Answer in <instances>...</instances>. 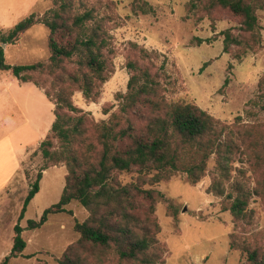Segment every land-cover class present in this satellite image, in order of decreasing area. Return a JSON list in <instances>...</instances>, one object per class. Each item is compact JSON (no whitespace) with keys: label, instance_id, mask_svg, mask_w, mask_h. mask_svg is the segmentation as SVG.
Listing matches in <instances>:
<instances>
[{"label":"trees","instance_id":"obj_1","mask_svg":"<svg viewBox=\"0 0 264 264\" xmlns=\"http://www.w3.org/2000/svg\"><path fill=\"white\" fill-rule=\"evenodd\" d=\"M197 1L209 10L220 7L239 17L241 31L250 36L254 48L260 46L257 11L264 10V0ZM134 2L135 9L151 11L146 2ZM109 21L84 0H53L44 15L33 13L7 33H0V70L42 89L54 106L51 130L39 145L44 164L25 198L20 220L40 191L43 172L63 164L67 175L59 202L39 220L28 221V229L41 228L51 215L69 212L66 207L72 202L89 212L85 221L75 222L79 238L66 248L58 264H104L109 256L118 264H165L166 248L158 239L161 227L155 216L161 193L137 184H115L114 176L137 172L142 178L152 175L149 181L160 183L182 173L196 185L207 176L214 156L216 168L209 192L224 196V210L236 219H246L255 192L236 175L244 174L237 164L244 163L239 160L244 156L259 160L260 144L256 132L239 127L240 117L226 123L194 103L168 100V87L175 81L167 80L165 65L157 66L160 54L134 43L137 57L127 61L130 79L127 92L117 94L118 110L109 120L91 119L74 104L73 97L81 92L86 101L97 102L112 74ZM38 24L49 30V58L26 65L8 63L3 45L14 44ZM221 34L224 52L233 46L244 47L231 29ZM23 231L18 223L12 250L1 264H11L23 255L27 247ZM231 247L237 248L234 235ZM242 251L250 264H264L258 249L245 245Z\"/></svg>","mask_w":264,"mask_h":264},{"label":"rangeland","instance_id":"obj_2","mask_svg":"<svg viewBox=\"0 0 264 264\" xmlns=\"http://www.w3.org/2000/svg\"><path fill=\"white\" fill-rule=\"evenodd\" d=\"M84 2L95 6L100 16L111 18L107 26L114 50L112 74L102 86L99 100L88 102L81 92L73 97L74 104L89 113L91 119L109 120L118 110L117 94L127 92L130 79L127 61L137 57L134 43L160 54L157 66L165 65L167 80L175 81L168 87V100L194 103L226 123L240 117L239 127L256 132L260 144V159L239 158L244 163L237 166L244 169V174L234 173L255 192L246 219H236L224 210L225 197L209 192L216 168L214 156L209 160L207 176L196 185L182 173L160 183L149 181L152 175L142 178L137 172L114 176L115 184H137L161 193L155 216L161 227L158 239L166 248L165 264H250L242 251L245 245L264 255V10L257 11L261 43L254 48L250 36L241 31L239 17L220 7L209 10L197 0H141L151 8L147 14L135 9L134 0ZM52 7L53 0H0V33H7L33 13L42 16ZM229 29L243 40L244 47L233 46L226 53L221 33ZM48 38V28L35 25L14 44L4 47L6 61L13 65L46 61L50 56ZM16 103L26 108L24 112L31 116L38 138L26 149L29 155L25 160V149L19 150V170L12 184L0 194V264L12 250L18 223L24 228L27 247L11 264H58L66 248L79 238L75 222L85 221L89 212L72 202L66 207L69 212L51 215L41 228L28 229L29 220H39L47 208L60 200L67 175L66 166L60 164L43 172L40 191L20 220L25 198L44 164L39 145L55 117L54 106L42 89L21 83L0 70V139L4 130L24 120ZM9 147L5 141L0 150L7 151ZM4 157L2 152L0 161ZM6 161L12 162L9 154ZM233 235L237 244L234 249ZM104 264L118 261L109 256Z\"/></svg>","mask_w":264,"mask_h":264},{"label":"crops","instance_id":"obj_3","mask_svg":"<svg viewBox=\"0 0 264 264\" xmlns=\"http://www.w3.org/2000/svg\"><path fill=\"white\" fill-rule=\"evenodd\" d=\"M16 104L20 113H22L24 120L17 127L12 128L11 130L8 128L4 130L3 136L0 139V145L5 141H8L10 146L9 150H7L10 153H7V151H5L4 149L0 150V155L2 152L5 155V157L1 158L0 161V194L4 193L6 188H8L12 184L14 175L19 170L18 167L20 163H22V160L18 155L19 150L25 149L26 151V149H28V147L30 146V143L34 140L36 141V139L38 138V133L31 116L26 115L24 112L26 111V108L21 104ZM7 154H9L12 158L11 163H8V161H6ZM28 155L29 152L26 151L23 160H25Z\"/></svg>","mask_w":264,"mask_h":264},{"label":"water","instance_id":"obj_4","mask_svg":"<svg viewBox=\"0 0 264 264\" xmlns=\"http://www.w3.org/2000/svg\"><path fill=\"white\" fill-rule=\"evenodd\" d=\"M6 45H3V47H5ZM187 208H185L184 210L186 211Z\"/></svg>","mask_w":264,"mask_h":264}]
</instances>
